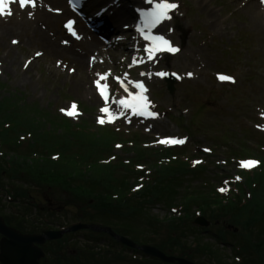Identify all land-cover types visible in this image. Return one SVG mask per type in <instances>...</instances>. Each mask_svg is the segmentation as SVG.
<instances>
[{"label":"rangeland","instance_id":"rangeland-1","mask_svg":"<svg viewBox=\"0 0 264 264\" xmlns=\"http://www.w3.org/2000/svg\"><path fill=\"white\" fill-rule=\"evenodd\" d=\"M160 2L153 0L152 7ZM168 2L179 7L156 34L181 51L158 57L156 64L136 66L145 59L143 42L127 27L122 31L129 35L127 40L117 32L109 41L124 52L135 49L129 61L97 68L89 77L79 76L78 67L69 63L72 79L55 81L43 72L49 61L43 50L24 43L12 45L19 51L10 53L0 39V217L25 233L59 231L79 222L109 227L115 235L126 234L138 247L150 240L170 243L165 246L169 254L195 264H264V222L251 225L247 214L225 213L219 206L210 208L215 214L205 209L182 214L175 209L179 203L171 204L175 194L184 198L200 187L211 192L221 183L230 185L227 193L240 200L242 205L233 203L239 208L253 204L240 193L243 185L258 202L264 201V34L243 13L232 17L235 12L227 11L226 0ZM59 17L49 34L61 33L62 45L69 33L64 30L67 20ZM90 49L96 48L81 49L87 52L86 60L95 57ZM16 53L20 66L11 63ZM30 62H34L31 69ZM149 72L179 76L175 93H168L166 78H147ZM219 74L235 83L219 80ZM97 81L112 87L111 107L100 102ZM87 83L98 102L83 90ZM138 83L148 89L156 114L147 121L138 120L120 104L139 93ZM105 108L117 117L116 123L107 122ZM71 110L76 113L70 116ZM50 133L57 140L50 139ZM166 137L184 139L185 145L167 151L171 147L159 143ZM166 156L169 164L164 166L159 162ZM247 159L257 160L259 166L243 169L240 161ZM37 162L48 169L46 178L34 176ZM174 166L202 172L176 177L178 189L164 199L143 200L140 195L147 190L142 188L152 181L151 173L156 178L157 171L167 169L170 176ZM62 170L66 176L60 178ZM218 202L226 207L232 203ZM255 204L260 210L261 204ZM199 215L207 227L196 224ZM182 219L185 222L178 223ZM43 250L47 256L41 264H150L133 259L134 254L158 261L153 264H167L92 229L62 233Z\"/></svg>","mask_w":264,"mask_h":264},{"label":"bare ground","instance_id":"bare-ground-1","mask_svg":"<svg viewBox=\"0 0 264 264\" xmlns=\"http://www.w3.org/2000/svg\"><path fill=\"white\" fill-rule=\"evenodd\" d=\"M7 2L8 11L12 14L10 16L0 15V39L3 40L5 47L11 50L10 53L15 54V52L19 51L18 49L13 50L12 45L22 47L24 43L29 44L30 48L35 47L43 50L49 59L48 62L46 60L47 64L43 67V72L45 75L47 74V78L49 77V79L51 75L53 78L55 77V81L61 78L72 79L70 78V74L67 73L69 63L78 67L79 76L89 77L95 74L97 68L102 69L105 65L109 64H125L129 61L137 51L132 49L129 50L130 52H124L119 46L111 43L109 39L112 40V36L115 33L122 31V22H130L134 18L137 7L147 4V0H90L89 6L91 7V12L96 11L93 24H101V31L103 33H112L111 37L98 40L94 36H91L92 39L89 41L86 37L77 39L74 35H71L72 37L69 36L68 42L72 45L66 46L64 44L60 45L62 40L61 33H54L53 36L49 34V31L53 30L59 18L54 17V14L50 13L46 8V5H54V8L62 9L63 5L65 7L63 0H34L36 5L34 8L31 7V0L28 6L24 8H21L19 0H7ZM226 6L229 13L235 12L234 14H230L232 17L237 13H243L250 18L252 25L256 27L257 31L262 30L264 34V0H226ZM63 15L64 17H68L74 15V13L71 10H66L63 12ZM166 22L161 23L155 29V32ZM73 30L76 34L84 33L86 36L88 34L80 26H77ZM128 37V34L122 33V39L127 40ZM13 41H17V43H13ZM76 47H80L82 50L96 48L94 60H86V56L83 55L87 52ZM131 51H134V53H131ZM66 59H69V61L67 62ZM11 63L21 64L17 53L12 56ZM33 63H29L30 69L33 67ZM145 76L153 79L157 77L153 72L146 73ZM74 82L79 85V81L75 80ZM82 86L84 91H88L91 100L98 102L97 96L90 84H82ZM129 93L131 92L129 91ZM132 95L134 94L130 96L132 97Z\"/></svg>","mask_w":264,"mask_h":264},{"label":"trees","instance_id":"trees-1","mask_svg":"<svg viewBox=\"0 0 264 264\" xmlns=\"http://www.w3.org/2000/svg\"><path fill=\"white\" fill-rule=\"evenodd\" d=\"M11 124L13 126H15L13 123H11ZM49 136H50L49 138L53 139V140H57V138H58V137L55 138V136L52 135V133H50ZM79 140L83 141L84 139L80 138ZM36 154L37 153H34V156ZM1 155H2V151L0 150V156ZM50 157H51V155H50ZM159 159H160V157H159ZM162 160L163 161L168 160V156H166L165 158H161L160 159V161H162ZM9 163H11V162H9ZM168 164L169 163L166 164L165 162H164V164L162 163V165H164V166H167ZM34 169H35L34 170V176L35 177H37V178H39V177L46 178L45 176L48 174V171H47L48 169H46V168L44 169L43 166L41 165V163L37 162L36 166L34 167ZM166 172H167V169H164V173L165 174L161 173L160 171H157L156 178L153 177V175H152L153 179H152V177L150 178L152 181L150 183L146 184L145 185V189H143L144 191L145 190H147V191H145L143 194L140 195L141 198H143V200H146V199H160V198L164 199V197L169 195L170 192H172V193L174 192L172 189H175V190L178 189L176 187V185H175L176 177H179V176H182V175H188V174L189 175L190 174L194 175L196 173L199 174V173L202 172V170H198L197 169L195 171H190V170H187L183 166H174L173 167V172H172V174L170 176H168V175L165 176ZM59 176H60V178H62L63 176H66V172L64 170H62L59 173ZM208 190H210V189H206L205 190V189H202L200 187V191H198L199 193L198 192H196V193L189 192L191 194L190 195L189 194H185L184 198H179V197H177L178 195L175 194L174 196L176 198L171 204L175 205V204L179 203L180 205H178V207H175V208L181 207L180 208L181 209V213H186V214L187 213L191 214V211H193V210H197V211L202 213L201 209H205V211H207V212L209 211L212 214H215V211L211 210V209L214 206H219V210L221 211V209H223V212H225V213L237 212V213H239L238 215L247 214L248 217L250 218V221H249L250 223L249 224H251V225H256V224L259 225L261 222H264V201L258 202V199L255 197V200L253 201L254 205L251 204L248 207L239 208L237 204H233L234 202H232V203H230L228 205V207H226L223 203L221 204V202H218V200H219L221 195H219V193L216 190H214V191L211 190V192H209ZM93 192H96V190H94ZM262 195L263 194L261 193V197L263 198L264 196H262ZM210 197H212L214 199H211ZM221 197H223V196H221ZM255 203L261 204V209L260 210L257 209V204H255ZM220 205H222L223 207L220 206ZM175 206H177V205H175ZM171 208H174V206H172ZM237 209H239V210L241 209V211H238ZM254 216H255V218L252 219V217H254ZM180 217H182V216H180ZM180 217H177V218H180ZM174 218H176V217H174ZM182 222H185V221L182 219L178 223H182ZM117 233H119L121 235H124V236L126 235V234H123L122 232H117ZM150 241H148L149 243H147V242L146 243L143 242V243H145V245L155 246L158 249H160L161 251H163L164 253L169 254L167 250H170V249H166L165 246L170 244V243H166V244H163V245H158V244H153L154 241H152V240H150ZM123 248H125V247H123ZM169 255H171V254H169ZM143 262H145V263L150 262V264H153V263H156L157 261H153V260L147 261L146 260V261H143Z\"/></svg>","mask_w":264,"mask_h":264},{"label":"snow or ice","instance_id":"snow-or-ice-1","mask_svg":"<svg viewBox=\"0 0 264 264\" xmlns=\"http://www.w3.org/2000/svg\"><path fill=\"white\" fill-rule=\"evenodd\" d=\"M21 8H24L28 6L30 0H19ZM147 3L153 4V0H147ZM35 2L34 0H31V7H35ZM179 7L178 4L175 3H170L168 0H163V2L160 3H155L153 10L152 11H146L142 12L141 15L144 17V27H141L139 31L143 34L144 39L146 41H150V45L145 48V51L148 53V59L152 60L155 58V55L160 52H167L170 54H176L181 51L180 48L173 46L171 42L167 39H165L161 35H151V30L157 27L159 24H161L164 21L171 20L172 15L171 13L174 12L177 8ZM59 11V10H57ZM139 11V10H138ZM12 13L8 11V2L7 0H0V15H8L10 16ZM31 16V13H30ZM73 23L70 22L66 27L69 29L72 35L76 36L75 31L73 30ZM147 29V31H146ZM169 31H173V29H169ZM77 39H79L78 36H76ZM13 43H17V41H13ZM37 55H40L39 53ZM156 75L160 77H164L168 75L167 73L164 72H158ZM176 75V74H172ZM189 76H191V73H189ZM107 77H102V79H106ZM177 79H180L179 76H176ZM218 79L221 81H231L232 83H235L234 79L226 76V75H219ZM137 89H139V93L137 95H133L131 101H120V104L124 108H130L132 109V112L134 115H139V116H146V117H155V113L148 111L150 107V102L147 100V97L143 94L147 90L144 88L142 83H138L135 85ZM97 88L100 89L101 95H105L104 89L106 88L105 86H101L99 81H97ZM106 99V96H105ZM72 108L75 109L76 105L73 104ZM64 111V110H62ZM105 113H107L109 110L107 108L103 109ZM68 115H73V112H68ZM99 123L104 124L105 120L104 119H99ZM111 122V121H109ZM161 144H168V145H181L185 143L184 139H176V138H168L159 141ZM207 151V150H206ZM257 162L256 161H247V162H242L241 166L245 169L252 168L256 166ZM237 180L239 177L236 178ZM220 192H226V188H220Z\"/></svg>","mask_w":264,"mask_h":264},{"label":"water","instance_id":"water-1","mask_svg":"<svg viewBox=\"0 0 264 264\" xmlns=\"http://www.w3.org/2000/svg\"><path fill=\"white\" fill-rule=\"evenodd\" d=\"M175 83L176 80L173 77L168 78V89L172 95L175 92ZM196 224L201 227L208 226L204 218L196 220ZM78 229H92L98 232H105L110 234L119 243L128 247L137 248L135 243L126 237L115 235L111 229L100 228L95 225L93 227L78 225L68 229L66 232ZM62 233L63 232H45L41 236L23 235L17 230L7 226L0 217V235L2 236L0 242V264H39V261L45 254L38 246L43 245L47 241L60 239ZM138 249L163 263L194 264L181 258L168 257L156 247L145 246Z\"/></svg>","mask_w":264,"mask_h":264},{"label":"flooded vegetation","instance_id":"flooded-vegetation-1","mask_svg":"<svg viewBox=\"0 0 264 264\" xmlns=\"http://www.w3.org/2000/svg\"><path fill=\"white\" fill-rule=\"evenodd\" d=\"M6 222V221H5ZM6 224L8 225V226H10L7 222H6ZM11 227V226H10ZM14 228V227H13ZM16 229V228H15ZM19 231V230H18ZM19 232H21L22 234H31V235H42L43 234V232H41V233H37V232H32V231H29L28 233H25V232H22V231H19ZM1 236V235H0ZM1 239H2V237H0V241H1ZM47 244L48 243H46L44 246H42V249H43V247H45V246H47Z\"/></svg>","mask_w":264,"mask_h":264}]
</instances>
